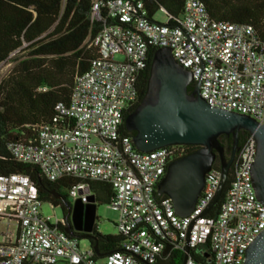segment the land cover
I'll use <instances>...</instances> for the list:
<instances>
[{"label":"built area","instance_id":"obj_1","mask_svg":"<svg viewBox=\"0 0 264 264\" xmlns=\"http://www.w3.org/2000/svg\"><path fill=\"white\" fill-rule=\"evenodd\" d=\"M91 20L105 25L89 43L97 56L76 75L70 103L56 105L34 141L11 144L10 150L51 181L77 179L68 195L84 204L95 197L90 181L110 183L109 205L126 240L120 250L96 259L91 246L81 249L65 231L63 218L43 215L28 175L0 173V264H154L167 244L170 251L186 253L188 247L185 264H204L189 251L204 254L209 248L210 264H243L248 246L264 230V204L252 180L254 136L248 133L241 143L232 182L218 201L208 209L221 181V167L212 166L193 212L179 216L171 198L157 199L156 191L169 162L185 155L187 145L142 152L132 137L120 135V127L138 99L152 47L170 48L211 106L263 123L264 40L250 24L212 18L201 0L185 1L178 26L151 18L144 0H93Z\"/></svg>","mask_w":264,"mask_h":264},{"label":"trees","instance_id":"obj_2","mask_svg":"<svg viewBox=\"0 0 264 264\" xmlns=\"http://www.w3.org/2000/svg\"><path fill=\"white\" fill-rule=\"evenodd\" d=\"M144 1L151 18L154 19L163 7L167 24L180 25L186 0ZM201 1L212 18L250 24L264 40V0ZM92 3L93 0H0V63L15 52H25L0 82V173L28 175L37 187L40 200L60 207L65 213L66 205L52 191L61 194L69 204L68 191L77 179L64 176L49 180L38 166L17 161L10 145L34 141L38 127L55 115L56 105L70 103L76 75L87 71L97 56V48L89 43L105 25L104 21L91 20ZM157 48H151L147 67L140 77L138 99L125 112L120 127L122 136L133 137L135 134V131L127 130L125 118L138 106L147 90L151 62ZM193 88L194 84L189 86L190 91ZM245 137L240 135V143ZM187 146L192 147V151L196 149L193 145ZM213 166L221 167L220 161ZM233 172L229 173L224 192L232 182ZM90 188L97 203L109 205L114 198L112 186L106 181L92 180ZM164 197L167 196H157V199ZM81 234L76 232V238L80 239ZM91 237L88 240L92 248L97 247L95 258L98 260L120 250L126 240L118 231L101 233L96 224ZM208 251L203 254L199 250H190L189 255L210 264V248ZM184 256L185 252L173 249L167 255L161 254L154 264H182Z\"/></svg>","mask_w":264,"mask_h":264},{"label":"water","instance_id":"obj_3","mask_svg":"<svg viewBox=\"0 0 264 264\" xmlns=\"http://www.w3.org/2000/svg\"><path fill=\"white\" fill-rule=\"evenodd\" d=\"M194 82L191 71L180 65L167 47L156 49L150 67L147 90L138 106L125 118L128 131H135L133 143L142 152H150L170 145L198 146L194 151L173 159L157 184L156 196L171 198L176 213L187 216L193 212L204 187L206 173L212 168L216 151L221 158V181L208 209L214 205L225 189L232 158L239 150L240 133L252 134L257 143V153L252 167V180L257 198L264 204V122L251 116L211 106L200 95V82ZM232 135V158L227 161L219 136ZM71 215L65 231L72 237L90 239L96 223V199L89 203L80 199L65 202L63 196L52 191ZM207 209V210H208ZM205 211V213L207 212ZM76 231V232H75ZM167 244L162 255L171 249ZM94 251L97 247H93ZM188 247L183 259L186 263ZM243 264H264V230L248 246Z\"/></svg>","mask_w":264,"mask_h":264},{"label":"rangeland","instance_id":"obj_4","mask_svg":"<svg viewBox=\"0 0 264 264\" xmlns=\"http://www.w3.org/2000/svg\"><path fill=\"white\" fill-rule=\"evenodd\" d=\"M154 19L162 23L167 21L166 14L161 10L156 13ZM24 54L25 52L23 51L15 52L6 61L0 63V82L10 73L14 65L17 63V59ZM116 59L121 60L123 57L118 55L116 56ZM96 206L97 218L95 224L97 225L98 230L103 234L117 233V227L115 224L118 220V212L106 203L96 202ZM41 209L44 216L55 214L58 218H63L62 209L60 207L52 208L48 202H43ZM79 245L81 249L86 250L90 248L91 243L88 239L80 238Z\"/></svg>","mask_w":264,"mask_h":264},{"label":"flooded vegetation","instance_id":"obj_5","mask_svg":"<svg viewBox=\"0 0 264 264\" xmlns=\"http://www.w3.org/2000/svg\"><path fill=\"white\" fill-rule=\"evenodd\" d=\"M247 133L248 132L240 133V135L242 137H245L247 135ZM231 137H232V135H221V136H219V142H220L221 146L223 147V151H224L225 158H226L227 161H229L232 158V151L230 150V148H231V145H232L233 141L231 142ZM239 145H241L240 138H239ZM194 147L196 149L198 148L197 146H194ZM183 152H184V154H187V152H192V147L187 146L185 149H183ZM215 152H216V158H215L214 163H218L219 161L221 163L220 153L218 151H216V150H215ZM236 156H237V152L234 155V157L232 158V163H231L229 171L234 170V164H235V161H236ZM67 201H68L69 205H72V202H70V198ZM65 202H66V200H65ZM67 214H68V210H67L66 213L63 212V219H64V222H65V225L71 222V215L67 216Z\"/></svg>","mask_w":264,"mask_h":264}]
</instances>
